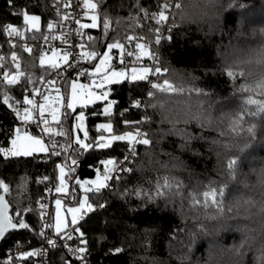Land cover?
<instances>
[{
  "label": "trees",
  "instance_id": "16d2710c",
  "mask_svg": "<svg viewBox=\"0 0 264 264\" xmlns=\"http://www.w3.org/2000/svg\"><path fill=\"white\" fill-rule=\"evenodd\" d=\"M52 1L0 0V48L4 49L0 56L3 58L0 61V144L4 147H10L13 129L22 127L14 112L2 102L5 93L11 97L13 107L30 108L22 103L23 98L33 99L39 77L52 70L47 63L40 65L42 53L38 43L29 46L18 41L15 47L20 51L25 72L16 85H7L3 74L11 67L9 52L13 46L5 29L12 24L28 39L43 37L48 31L47 24L62 15L51 6ZM190 2L193 0H106L98 3L96 10L101 14V27L82 30L84 47L77 66L88 70L98 58L88 61L82 58L84 52L101 53L113 38L122 43H126L127 35L140 34L147 38L149 29L154 30L156 24L145 18L142 11L156 15L164 10L165 3L173 5L166 11L169 21L161 26L163 36L170 34L171 39L162 40L155 48L159 50L162 66L169 69L166 74L169 81L176 88L186 90L149 97L150 86L146 81H126L109 86L110 98L117 101L111 117L97 114L104 102L98 101L83 109L90 141L100 134L95 127L109 122L118 134L139 128L151 141L147 146L137 145L135 155L130 154L125 142H115L110 149H96L82 156L71 150L64 154L72 155L79 162L70 173L72 179L65 178L69 191L76 194L81 188L74 181L93 178L96 169H102L101 160L116 159L120 167L131 169L120 172L119 181H110L112 190H103L98 200L88 194L94 207L101 203L106 207H96L78 222L87 240V264H252L250 255L256 260L264 255L260 251L264 249V242L252 252L248 240L264 230V93L253 91L245 73L229 63V58L243 62L251 54L259 55L260 46L264 45V0H219L211 14L203 18L192 16L194 9H185ZM175 3H181L182 8L176 9ZM24 11L40 16L39 32L23 27ZM104 13L112 21L106 36L102 32ZM88 36L96 41L94 45ZM135 43L126 44L125 49L132 50L133 57L125 55V64L115 66L135 63ZM25 47L32 51H25ZM113 51L117 61V50ZM143 62L148 64V58H143ZM229 71L236 75L229 77ZM77 73L68 70L55 85H60L67 94L68 82L78 77ZM80 77L87 79V76ZM137 99L143 102L140 108L132 106ZM64 111L63 106L62 114ZM45 114L59 130L60 125L50 118L47 110ZM72 116L64 121L62 115L60 120L63 130L70 134H73ZM145 120V123H136ZM123 121L130 123L126 125ZM31 127L36 133L37 128ZM54 138L63 139L64 144L68 140L67 136ZM125 156L129 160L125 161ZM229 159L237 161L233 175L226 168ZM63 162V156L51 158L44 153L8 160L0 157V180L9 186L7 199L11 213L32 209L24 211L30 230L7 234L0 242V254L17 240L25 246L41 241L38 233L44 220L39 215L40 204H46L51 193L48 189L58 179L57 165ZM165 178L178 181L179 191L168 194L163 187ZM209 187L224 188L225 215L218 216L212 209L198 212L191 208L192 197L200 196ZM158 189L165 194L157 195ZM132 190L148 192L155 198L123 195ZM76 235L73 234L71 243L83 246L79 245ZM117 248L121 249L119 253L115 252ZM20 261L35 264L34 257H16L11 264ZM50 261L51 264H80L63 243L51 249Z\"/></svg>",
  "mask_w": 264,
  "mask_h": 264
},
{
  "label": "snow or ice",
  "instance_id": "6c2138e0",
  "mask_svg": "<svg viewBox=\"0 0 264 264\" xmlns=\"http://www.w3.org/2000/svg\"><path fill=\"white\" fill-rule=\"evenodd\" d=\"M11 2V0H10ZM106 0H97V3H93L92 0H81L84 9L89 10L93 14L90 16L91 23H80L79 20L75 22L79 24V29L77 30L81 35L83 29H97L101 27L99 21L101 20V14L98 13L97 7L98 3H105ZM67 6V5H65ZM173 5L165 3L163 5V9L158 12L156 15H150L147 12L142 11V15L145 18L152 19L155 21L156 27L154 30L149 29V33L147 38L145 35H127L124 37L126 43L120 42L119 39L113 38V42L106 44L107 51L104 53H98L97 51H86L83 54L84 59L88 61L97 60L98 56L102 57L98 60V63L93 66V70L88 72L86 70L80 71L77 73V76H89L91 78L90 83H78L76 81L68 82V88L70 91L67 94H61L60 89H55L56 93L60 96V101L63 102L67 100V103L63 104L65 111L62 114L64 121H67L73 113H76L77 107L81 109V111L72 116V118L77 122L74 125V128L77 130L83 129V139L80 138L79 135H73L63 130V126L60 123V118L57 115L56 111L50 113L52 120L56 122L57 125H60V129L57 130L55 128L49 127V120L45 119V105L40 104L38 107L35 105V101L28 97H24L22 103L24 105L33 106L36 111V115H33V111L30 110L29 107H23L22 110L20 108L13 107V104L10 103L11 97L5 93L2 102L8 106L15 114V116L21 121L22 125L27 126L29 124L34 125L36 128L40 130V132L47 134L49 143L45 144V140L43 136L32 134L29 131H21L20 127H16L12 131V138L10 139V147H4L0 144V157L8 159L13 158H27L34 157V154L44 153L45 157L63 156V163L57 165L58 169V183L55 187V193L62 194L60 198L54 200V208L53 213L51 215V223H43L41 224V229H51L56 236L61 239L72 240L73 233H76V239L79 241V245L77 247H69L68 250L73 253L77 260L80 261V264H87L85 259V254L88 252L87 248V240L84 238V233L78 227V222L84 219V216L87 213L93 212L96 210V207L103 209L106 207V204H97L94 207L93 203L89 201V193L93 194L98 200L103 190H112V186L109 183L110 181H119L121 179L119 173L120 172H130L131 169H125L120 167V162L116 159L108 158L99 161V164L102 166L101 169H96L97 177L95 180L91 181H83L75 180L74 184L84 188V194L82 196V201L78 202L77 207H72L66 209L67 212L71 213V218L66 219L64 215L61 214L62 207V199L63 195L68 194V184L66 182V176L71 180L72 176L70 173L74 172V166L78 167L79 162L77 159L73 158L72 155H64L71 150L72 153H75L77 156H82L84 153L89 151H95L96 149H110L115 142H125L129 146V152L131 155L136 154L137 145H150L151 141L147 138V133L142 132L139 128H136L135 131L129 130L123 134H118L117 131L113 128L112 123H101L95 127V130L100 133L98 137L94 140H89L88 130L84 126V122L86 120L85 113L83 109L89 107V105H95L98 101L104 102L102 109L98 115H103L105 117H111L113 115L114 106L117 104L115 99H110L111 96V87L113 84H121L123 82H144L148 83L149 91L147 95L149 97H155L157 93H182L186 91L183 88H176L168 79L167 73L169 72L168 67L162 66L161 57L159 55V50L155 48V46H159L162 44V40L164 42L170 41V34L167 36H163L162 25H165L169 21V15L166 14V11ZM174 7L178 10L182 8L181 3H175ZM23 27L27 28L30 31L39 32V21L40 17L36 15H30L27 11H24L22 14ZM69 19V15H64L61 18L60 23H52L49 22L47 24L48 29L53 28H62L63 21ZM112 21L107 17V14H103L102 19V32L106 36L110 30V25ZM5 31L7 32L8 37H20L24 33L13 26L12 24H8ZM46 39V37H45ZM88 40L92 42L94 45L96 41L92 36H88ZM133 41L134 48L138 50L135 54V64L130 68L126 66L125 68L116 70L112 67L111 60L113 59L112 53L113 50H118L115 59L119 64L124 65L125 60L124 56L133 57L134 53L132 50L125 51L126 44L132 45ZM151 45V47H150ZM79 47L83 48L84 45L81 44ZM25 51L31 52L32 49L29 47L24 48ZM58 53L53 52V57H57ZM70 52L65 51L64 55L59 57V59L63 62V64L67 65L69 68L72 65L69 63ZM147 57L149 60L148 64L138 65L139 61L142 58ZM3 58L0 57V61ZM11 60L16 69L20 68V64L18 63V57L15 52L11 54ZM39 63L41 66H44L46 63L51 69H59L60 64L49 60L46 55H41L39 58ZM23 72H20L18 75H13L9 77L7 73L3 74V79L6 81L7 85H16L19 82V77L23 76ZM229 77H234L236 74L229 71L227 72ZM96 77H100L97 81ZM48 84H54L55 80L47 81ZM33 91L39 92L38 89H34ZM192 91H198L197 89H192ZM49 97L48 95H44L45 104L48 103ZM18 103V102H17ZM142 101L137 99L133 103V107L140 108L142 105ZM156 107V105H153ZM123 115V113H121ZM147 122L139 121L137 124H142ZM126 125L130 122L123 121ZM43 125V127H42ZM104 133H107L105 135ZM54 136H67V142L58 146L57 141L53 138ZM129 156H125L124 160H129ZM237 167V161L235 159H229L226 164V168L229 171V175H233L235 173ZM65 168L69 171L65 172ZM115 173V176L113 175ZM44 180H48V177H44ZM86 185V187H85ZM164 189L168 194H172L179 191V182L178 181H170L165 178V182L163 185ZM0 189L4 193L9 192V186L4 183L3 180H0ZM49 192L52 189H48ZM165 193L157 191V195H164ZM71 195L75 196L76 192L73 191ZM124 196L136 195L137 197L143 196L146 199H154L150 193L132 190L131 193L125 192ZM224 197L225 191L224 188L218 187H209L207 190H204L200 196H193L191 202V208L198 212H204L207 209H212L218 216H223L226 213L225 205H224ZM24 211H32V209H25ZM24 211H17L13 215L8 214V204L4 195H0V241L6 238V234H9L12 230L17 229H26L30 230V226L24 220ZM230 211V210H229ZM40 218L43 220L47 215V205L44 203L40 204ZM203 229V226L201 227ZM71 229V231H68ZM42 238L46 239L47 243L52 247H57V242L50 236H46L45 232L42 230L38 233ZM249 240V248L250 251L255 252L257 250V246L260 242H264V230L261 231L260 235L257 237L255 234L248 238ZM68 247L67 245H64ZM121 251L120 248L115 250L116 253ZM260 251L264 252V249H260ZM42 251H31L25 252L21 254V258H30L33 256L42 255ZM250 259L252 260V264H264V255H261L258 260L254 256L250 255ZM8 264H11V259H9Z\"/></svg>",
  "mask_w": 264,
  "mask_h": 264
},
{
  "label": "built area",
  "instance_id": "2783aa9c",
  "mask_svg": "<svg viewBox=\"0 0 264 264\" xmlns=\"http://www.w3.org/2000/svg\"><path fill=\"white\" fill-rule=\"evenodd\" d=\"M51 6L54 9H57L58 11L62 13L61 18L64 15H69V19L63 21L62 28L48 29V31L41 38L37 36H32L30 39H28V37H26L25 34H23L20 37H15V36L8 37L9 44L13 46L9 52V61H10L11 67L6 71L9 77L13 75H18L20 72H23L24 74L25 72L24 68L22 67V56L20 54V51L15 47L18 41H21L25 45H29V46H32L38 43L40 45V50L42 54L45 52L57 50L63 56L65 51L70 52L69 63L72 65L71 68L63 64V62H61L59 63L61 65L59 69H52L46 75L39 77V83L37 86V89L39 90V92L38 93L35 92V96L33 97V100L35 101V105L37 107L40 104H43L45 102L44 95H48L49 100L51 101L59 98L60 96L55 91V89L57 88L62 90V94H66L60 85H55V83L58 80H61L64 78L65 72H67L68 70H73V71L76 70L77 72L84 71L83 67L77 66V62H78V59L80 57V54L83 48L79 47V45H81V42H82L81 41L82 35L77 31L79 29V24H77L75 21L79 20L80 23H84L85 20L89 19V15H90L89 10L84 9L83 4L81 3V0H53L51 2ZM61 18L52 23H60ZM13 52L17 54L18 63L20 64L19 69L15 68L11 60V54ZM3 53H4V49L0 48V56L3 55ZM87 78L90 83L91 78L89 76H87ZM99 78L100 77H96L97 81L99 80ZM52 80H55L54 84L47 83V81H52ZM65 103H67V101H65ZM30 110L33 111V115L35 116L36 115L35 108L33 106H30ZM44 118L49 120L48 126L54 128L52 122L50 121V119L47 117L46 114ZM22 129L24 131L27 130L30 133H33L31 124L27 126L22 125ZM36 134L43 136L45 140V144L49 143L47 134L40 132L38 128H37ZM54 139L57 141L58 146L64 145L63 139H57V138H54ZM50 157L54 158L55 156H50ZM113 175H115V173ZM57 183H58V179H54L52 183V187H51L52 191L46 202L47 215L43 219L44 223H51L50 218L53 213L52 210H53V197H54V192H55L54 189L57 186ZM17 211L19 210H16V212ZM9 215L10 216L13 215L11 211ZM42 230L45 232L46 236H50L53 239H55L57 244L63 243L64 245H67L68 248L69 247L74 248L78 246L74 243H71L70 240L61 239L60 237L56 236L55 233L51 229H42ZM68 231H71V229H69ZM52 248L53 247L47 243L46 239L42 237H41V241L38 244L28 245V246H25L21 240H17L13 243L12 246L8 247L5 250V252L0 254V264H7L9 259L13 261L16 257H21L22 253L31 252V251H42L43 252L42 255L33 256L35 264H51L50 253H51ZM71 254L74 255L73 253ZM86 256H87V253L85 254V257ZM18 264H22V262L20 261L18 262Z\"/></svg>",
  "mask_w": 264,
  "mask_h": 264
},
{
  "label": "rangeland",
  "instance_id": "374dc122",
  "mask_svg": "<svg viewBox=\"0 0 264 264\" xmlns=\"http://www.w3.org/2000/svg\"><path fill=\"white\" fill-rule=\"evenodd\" d=\"M93 3H96L94 0H92ZM90 12V11H89ZM28 14L30 15H36V16H39L38 14L36 13H32V12H28ZM93 13L90 12V15L89 17L92 15ZM40 17V16H39ZM40 23H41V19L39 21V26H40ZM84 23H91V20L88 19L87 21H85ZM100 23V21H99ZM113 41H110L108 43H111ZM107 49L106 47L104 48V50L101 52V53H104L106 52ZM138 51V50H137ZM53 52H56L58 53V56L57 57H53ZM118 52V50L116 51ZM42 55H46V57L49 59V60H52L54 62H57V63H61L62 61L59 59V57H61L62 55L60 54L59 51L57 50H54V51H50V52H45L43 53ZM112 56H113V59L111 60V64H112V67L116 70H119V69H122V68H125V67H117L115 66L116 63H118V61H115L114 60V51L112 53ZM102 58V57H98V60ZM98 60L96 62V64L98 63ZM95 64V65H96ZM135 63H132L130 65H128V67L130 68L131 66H133ZM144 64H147V63H144L143 62V58L139 61L138 65L136 66H139V65H144ZM93 70V67L92 68H89L88 69V72H91ZM70 81H76L78 83H84V84H88L89 81H88V78L87 79H83L81 78L80 76L79 77H73ZM70 91V89L68 90V92ZM60 93L62 94V90L60 89ZM110 98V97H109ZM111 99V98H110ZM45 105V110L48 111V114L50 116V118L52 119L50 113L53 112V111H56L57 112V115L59 116L60 120L62 118V112H63V102L60 101V98L56 99L55 101H48V103L45 104V102L43 103ZM81 111V109H79V111L76 113L78 114L79 112ZM75 114V115H76ZM74 115V116H75ZM75 123H77L74 119L71 120V126H72V131H73V135H79L81 139H83V129H80V130H77L74 128V125ZM84 126L85 128L87 129V125L86 123H84ZM21 128V131L23 132L24 130L22 129L21 126H19ZM88 130V129H87ZM32 134H36V133H32ZM37 135V134H36ZM102 170V169H101ZM97 177V173L96 175L93 177V178H89V179H82L80 180L81 182L83 181H91V180H95ZM86 187V185H85ZM81 188V191L79 192V194H76L75 196L71 195L72 192H70L69 190V186H68V194L67 195H63V199H62V207H61V214L65 216L66 219H69L71 218V213L67 212L66 209L68 208H72V207H77L78 206V202L79 201H82V196L84 194V188L83 187H80ZM62 194H54V197H53V202L55 199L57 198H60ZM70 196V197H69ZM74 197L76 198V201L72 202L70 200L74 199ZM92 203V202H91ZM53 208H54V204H53ZM78 226V225H77ZM79 227V226H78ZM81 230V229H80Z\"/></svg>",
  "mask_w": 264,
  "mask_h": 264
},
{
  "label": "clouds",
  "instance_id": "9594fccd",
  "mask_svg": "<svg viewBox=\"0 0 264 264\" xmlns=\"http://www.w3.org/2000/svg\"><path fill=\"white\" fill-rule=\"evenodd\" d=\"M219 0H198L185 5V9H194L192 16L203 18L210 15L213 8L218 6ZM183 14V13H182ZM191 18V17H190ZM237 71H243L252 85V90L264 93V45L260 46L259 55L251 54L243 62L233 61L229 58Z\"/></svg>",
  "mask_w": 264,
  "mask_h": 264
},
{
  "label": "water",
  "instance_id": "95a60500",
  "mask_svg": "<svg viewBox=\"0 0 264 264\" xmlns=\"http://www.w3.org/2000/svg\"><path fill=\"white\" fill-rule=\"evenodd\" d=\"M0 195H4L5 196V199L7 201V204H8V214L10 213V210H11V204L10 202L8 201L7 199V193H4L3 191H0ZM25 220V219H24ZM26 222V221H25ZM17 230H22V229H17ZM12 231H15V230H12ZM11 232V231H10ZM7 235V234H6ZM1 242V241H0Z\"/></svg>",
  "mask_w": 264,
  "mask_h": 264
}]
</instances>
